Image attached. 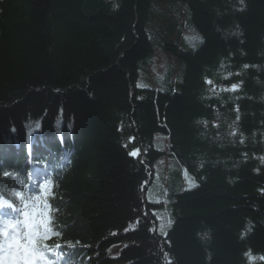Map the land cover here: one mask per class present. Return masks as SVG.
<instances>
[{
    "label": "trees",
    "instance_id": "trees-1",
    "mask_svg": "<svg viewBox=\"0 0 264 264\" xmlns=\"http://www.w3.org/2000/svg\"><path fill=\"white\" fill-rule=\"evenodd\" d=\"M32 140L62 264H264V0H0V200L17 208L39 194ZM165 154L197 181L171 190L163 230Z\"/></svg>",
    "mask_w": 264,
    "mask_h": 264
},
{
    "label": "snow or ice",
    "instance_id": "snow-or-ice-1",
    "mask_svg": "<svg viewBox=\"0 0 264 264\" xmlns=\"http://www.w3.org/2000/svg\"><path fill=\"white\" fill-rule=\"evenodd\" d=\"M138 154L139 150L129 153L133 157ZM10 174L5 172L4 176ZM51 188L49 179L39 185V194L35 196L25 197L16 192L20 201L18 216L0 224V264H61L63 254L57 251L60 245L50 247L47 243L53 236L60 235L52 226L53 217L48 203ZM49 254L56 256L55 262L49 260Z\"/></svg>",
    "mask_w": 264,
    "mask_h": 264
},
{
    "label": "rangeland",
    "instance_id": "rangeland-1",
    "mask_svg": "<svg viewBox=\"0 0 264 264\" xmlns=\"http://www.w3.org/2000/svg\"><path fill=\"white\" fill-rule=\"evenodd\" d=\"M187 29L185 30L181 46L185 50H195L199 47L202 42V35L188 22L186 23ZM154 61L158 69V74L161 73L165 68L174 70L175 77L181 75L182 64L181 59L178 55L172 53L162 47V44L154 45ZM161 80L154 79V84H159ZM156 145L161 147L165 146L167 139L162 134H157L155 138ZM156 178L155 182L150 186L148 196L152 199H163L164 206L161 208L159 216L163 230L166 229L164 225L165 218L169 215V204L173 193L171 190L179 189L182 187H190L195 184L197 179L183 166L180 160L172 155L165 154L160 157L156 163Z\"/></svg>",
    "mask_w": 264,
    "mask_h": 264
},
{
    "label": "bare ground",
    "instance_id": "bare-ground-1",
    "mask_svg": "<svg viewBox=\"0 0 264 264\" xmlns=\"http://www.w3.org/2000/svg\"><path fill=\"white\" fill-rule=\"evenodd\" d=\"M33 142H34V140H32V142L29 141L26 143V145L23 146L22 153L24 154V156H31L33 154V151H32V150H34ZM42 166H45V165L42 164ZM44 168L48 170L47 166H45Z\"/></svg>",
    "mask_w": 264,
    "mask_h": 264
}]
</instances>
